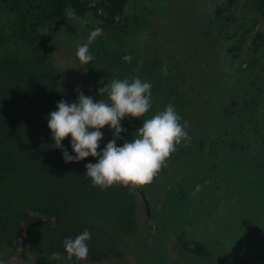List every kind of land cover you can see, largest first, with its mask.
Returning <instances> with one entry per match:
<instances>
[{"label":"trees","instance_id":"1","mask_svg":"<svg viewBox=\"0 0 264 264\" xmlns=\"http://www.w3.org/2000/svg\"><path fill=\"white\" fill-rule=\"evenodd\" d=\"M172 1L0 0V256L23 252L35 256V264H63L62 258L67 264H88L129 244L143 250L141 259L151 254L157 238L166 236L159 224L152 223L154 227L145 244L146 225L139 231L137 215V195L147 193L141 186L134 191L121 185L102 190L84 175L86 165L97 162L95 158L66 163L63 153L52 147L47 117L57 110L59 101L75 102L80 90L54 55L56 33L60 30L70 40L68 54H73L96 90L112 79L131 81L139 77L152 84L153 106L142 119L151 118L172 103L189 122L192 141L187 147L178 146L167 160L159 173L163 186L171 183L174 187L179 180L177 186L184 189L188 181H195L203 186L212 183L213 192L222 191L236 180L231 177H238L235 171L222 169L233 158L236 161L237 156L258 149L255 137L261 142L258 153L251 151V155L255 154L253 168L264 173V123L259 130L258 123L246 119L250 113L240 111L242 106H253L256 76L264 66V0H188L185 3L200 16L194 27L181 28L182 15L177 12L174 20H166L163 27L157 28L150 17ZM69 6L76 19H68L65 9ZM173 24L180 32L172 31ZM153 25L158 32L170 33L166 39L172 47L184 48L201 38L210 46L207 50L216 49L218 75L230 77L239 72L243 76L242 95H233L221 103L215 113L219 123L216 127L203 125L194 114L192 94L196 90L192 83L189 86L192 74L186 66L180 60L162 59L154 51L151 39L155 34L151 36L153 29L149 30ZM199 25L203 35L192 37ZM96 27L103 29V35L90 45L94 59L89 65H81L76 57L77 46L86 43ZM125 55L132 57L130 63L122 59ZM142 119L127 117L122 121L127 131L121 134L123 139L117 140L118 146L133 138ZM70 140V136L65 139L64 147L75 155ZM107 143L101 141V149ZM193 151L197 154L195 160V155L190 156ZM221 151L226 158L224 164ZM174 162H184L187 170L166 169ZM185 194L181 190L180 201ZM170 198V193L165 194L160 208ZM160 212L153 209L150 216L158 218ZM85 229L92 236L88 259L68 260L64 239L75 238ZM187 247L202 253L204 244L185 241L180 245L182 249ZM57 252L60 260L53 258Z\"/></svg>","mask_w":264,"mask_h":264},{"label":"rangeland","instance_id":"2","mask_svg":"<svg viewBox=\"0 0 264 264\" xmlns=\"http://www.w3.org/2000/svg\"><path fill=\"white\" fill-rule=\"evenodd\" d=\"M152 1L153 4L157 2V0ZM186 1L188 0H173L164 5L163 10L153 14L150 19L156 23L157 28H161L166 20H174L179 12L182 15L180 27H194L196 19H199L200 16L194 12L191 5L185 3ZM172 27V31L180 32L174 24ZM149 30H152L151 36H153V32L155 34L151 43L156 47L154 51L159 57L165 60H180L192 74L189 86L192 83L193 90H196L192 94L195 100L193 111L201 119L200 123L202 122L203 125L213 124V127H216L219 123L215 113L219 110V106L222 107L221 103L224 104L233 95H242L244 86L242 87L241 79L243 76L239 75V72L230 77L223 74L218 75L216 49L207 50L210 46L204 44L200 38L203 35L200 25L196 33L191 34L195 38L198 36L200 40H194L184 48L168 45L171 43L166 39V36L170 34L168 31L160 30L158 32L155 25L150 26ZM55 39V58L66 69L70 80L86 96H91L96 101L101 100L97 90L92 86L90 77L80 69L81 67L73 59V54H68L71 47L68 35L60 30L56 33ZM242 48L244 47L242 46ZM260 69L261 71L256 76L257 92H252L255 96L253 106L251 108L242 106L240 109V111L244 110L247 111L246 113H250L251 116L246 119L258 123L259 130L264 123V66L262 65ZM102 132L104 133L102 141L109 142L110 128L106 126ZM253 142L258 148L253 149L255 153H258L260 138L255 137ZM251 151L249 155L237 156L236 161L233 158L229 164L226 163L227 165L222 171H235L238 177H231L230 180H236H233L222 191L213 192L212 183L203 186L195 181H188L187 184H184V189L177 186L179 180L174 183V187L171 183L163 186L161 183L163 180L159 182L160 174L154 178L151 184L141 186L147 193H143L142 196L137 195L139 231L146 225L145 197L150 211L161 209L160 217L151 216L150 228L154 227L152 223L155 226L159 224V230L165 232L166 236H162L161 240L157 238L151 254L148 256L144 254L141 259L139 258L142 256L143 250L131 248L129 244H126L124 249H118L115 254L91 260L88 264H135V262L137 264L139 260L138 264L142 261V264H264V173L263 170L253 168L255 162L252 161V156L255 154L251 155ZM194 155L193 160L196 159L197 154L194 151L190 153V156ZM220 159L224 161L221 164H224L226 158L222 156V151ZM228 165L230 167L227 171ZM170 167L172 170L173 168L187 170L184 162H174L166 169ZM187 174L189 172H186ZM197 185H200L199 191L196 189ZM159 188H161L160 191ZM181 190L186 194L180 201ZM169 193L171 194L170 200L166 201L167 205L161 204L160 208V200L165 194L168 196ZM185 241L203 243V252L197 253L189 247L180 248L182 242ZM166 242L168 243L164 244ZM167 246L169 247L167 248ZM35 261V256H29L23 252H15L8 257L0 256L2 264H35ZM62 262L67 264L65 258H62Z\"/></svg>","mask_w":264,"mask_h":264},{"label":"clouds","instance_id":"3","mask_svg":"<svg viewBox=\"0 0 264 264\" xmlns=\"http://www.w3.org/2000/svg\"><path fill=\"white\" fill-rule=\"evenodd\" d=\"M68 19H76L75 12L69 6L65 9ZM103 35V29L96 27L87 37V42L78 45L76 57L81 65H89L94 56L90 45ZM130 63L132 57L122 58ZM75 102L61 100L56 111L48 117V128L51 130L52 147L63 153L66 163L81 162L92 157L96 163L86 165V175L94 186L106 190L113 185H121L134 191L137 187L151 184L167 160L178 150V146L187 147L192 137L189 134L190 124L169 103L151 118L142 119L152 109V84L139 77L129 79H112L107 85L99 88L98 94L104 97L96 101L77 89ZM142 119L143 124L125 140L122 146L117 140L123 139L122 121L127 118ZM109 127L113 133L106 147L101 149L104 139L102 129ZM71 137V148L75 155L69 154L64 141ZM197 191L200 185L196 186ZM91 233L85 229L75 238L66 237L63 247L67 259L86 261L89 257ZM53 258L60 260V253H53Z\"/></svg>","mask_w":264,"mask_h":264},{"label":"water","instance_id":"4","mask_svg":"<svg viewBox=\"0 0 264 264\" xmlns=\"http://www.w3.org/2000/svg\"><path fill=\"white\" fill-rule=\"evenodd\" d=\"M144 200H145V208H146V229H147V236H146L145 244H147L148 239H149V235H150V218H151V216H150V208H149L148 202H147L145 197H144ZM139 262H140V260H139Z\"/></svg>","mask_w":264,"mask_h":264}]
</instances>
